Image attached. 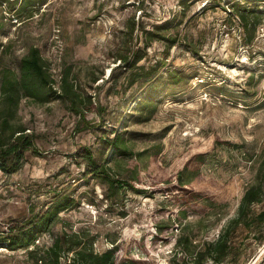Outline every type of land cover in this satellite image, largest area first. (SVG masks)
Here are the masks:
<instances>
[{"label": "rangeland", "instance_id": "1", "mask_svg": "<svg viewBox=\"0 0 264 264\" xmlns=\"http://www.w3.org/2000/svg\"><path fill=\"white\" fill-rule=\"evenodd\" d=\"M236 1L247 2L0 0V109L4 75L19 79L21 60L38 48L56 88L70 70L76 102L96 127L81 131L85 122L71 100H21L13 125L34 135L40 154L28 150L16 172L0 170V228L20 227L66 193L75 203L38 237L41 254L58 237L80 234L97 253L117 248L118 259L197 264L196 253L236 216L246 190L261 178L264 187V20L250 40L231 14ZM248 2L264 13V0ZM133 19L146 30L171 23L162 34L178 43L168 49L154 41L145 52L138 31L127 38ZM125 42L145 52L140 65L157 66L152 80L120 66ZM116 134L129 155L111 146ZM86 148L133 188L112 195ZM181 173L187 192L199 197L185 206V192L175 188ZM263 209L264 201L253 207ZM263 235L264 227H240L222 264H264ZM0 264L34 263L26 250L0 244Z\"/></svg>", "mask_w": 264, "mask_h": 264}, {"label": "trees", "instance_id": "2", "mask_svg": "<svg viewBox=\"0 0 264 264\" xmlns=\"http://www.w3.org/2000/svg\"><path fill=\"white\" fill-rule=\"evenodd\" d=\"M246 1L245 4L240 3V1L232 3L231 14L238 17L246 36H249V39L252 40L258 26L264 20V13L259 8L250 7L249 0ZM23 3L21 1L20 5ZM25 3L30 4L29 1ZM27 7L23 6V10ZM171 26V23L166 22L159 27H155L154 30H146L140 27L139 23H136L135 19H133L127 25L126 35L128 36L127 38L134 39V34L138 31L144 38L146 44L145 52L154 41H164L168 49H170L178 43V39L165 36L162 32H167ZM124 45L126 48L122 49L116 58L117 61H120V66L123 65L126 70L132 71V75L136 74L137 71L142 72L137 75L141 76L142 80L146 82L152 80L157 66L147 68L144 65H140V62L145 58V52L141 48H131L128 42H125ZM20 70L19 79L13 78L10 74L4 75L1 87V103L3 106L0 109V170L8 174L14 173L20 168V162L26 151L32 150L34 154H40L34 135L28 133L23 127L14 126L12 122L23 98L32 99L41 104L47 103L54 98L64 101L66 99L71 100L75 112L85 122L81 131L96 128L91 127L95 125L86 121L84 110L80 109L76 102V99L80 97L75 91V86L70 82V70L65 71L61 75L60 86L56 88L55 80L51 79L46 63L42 59L38 48H31L28 55L23 57ZM113 71L110 75L112 78L114 77ZM171 79L174 85L182 81L181 77L176 74H173ZM138 81L139 78H134L131 84L134 85ZM103 82L105 81L103 80ZM97 111L101 113L104 112V109L99 107ZM110 144L117 155L123 157L130 154L126 141L120 134H116ZM85 151L89 164L97 172L98 176L102 177L108 184L112 195L118 194L119 189H123V187L133 188L126 182L113 179L106 167H100L91 149L86 148ZM262 172H264V167L261 168ZM261 177L262 174L260 175ZM178 178L179 186L175 188L185 192V201L184 203L182 202V205H186L189 197L191 200H197L199 198L198 195H192L187 192L182 173ZM262 179L258 184L252 185L246 190L236 216L223 227L218 238L196 253L195 261L197 264H204L209 259L214 263L222 264L236 250L232 238L240 227L250 230L264 227V209L259 213H255L253 210L255 205L264 201ZM74 203L75 201L70 195L66 193L58 195L54 199V204L51 208L37 214L33 213L32 217L20 227L0 228V244L6 245L10 250H26L34 264H147L142 259H118L116 255L117 248L97 253L94 250V241L87 242L80 234H64L58 237L54 240L52 246L41 254L36 246L38 237L48 232L50 227L60 218V214L69 210ZM177 246L185 250V244L182 243V240H179ZM62 258L65 259L64 263L61 262Z\"/></svg>", "mask_w": 264, "mask_h": 264}]
</instances>
